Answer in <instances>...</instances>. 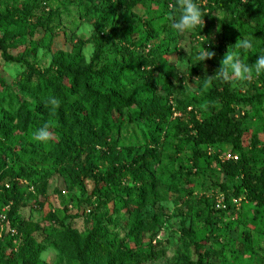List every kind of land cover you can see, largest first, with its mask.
Wrapping results in <instances>:
<instances>
[{
  "label": "trees",
  "instance_id": "16d2710c",
  "mask_svg": "<svg viewBox=\"0 0 264 264\" xmlns=\"http://www.w3.org/2000/svg\"><path fill=\"white\" fill-rule=\"evenodd\" d=\"M6 1L9 0H0V7ZM42 1L45 4L52 0ZM71 1L78 5L85 3L88 14L97 17L94 34L86 42L94 47L89 62L81 52L83 42H76L70 53H54L50 65L43 70L31 65L25 57L9 56L10 44L20 41L29 44L24 48L25 55H35L39 42L55 35L58 26L52 24L53 16L45 18L42 12L38 13L35 4L6 8L0 13V27L3 25L6 34V38H0L2 57L6 62L24 66L27 71L26 78L20 80L27 94L25 102L10 93L0 78V148L18 133L27 147L21 154L42 149L52 162L49 169H53L42 171L17 164L9 148L6 150L11 153L5 157L0 154V215L6 217L5 228L16 233L14 236L9 232L0 233V245L7 241L4 249L7 252L0 250V264H39L46 247L37 241V234L42 240L52 239L65 264H146L162 258L164 250L144 252L141 249L142 231H150V240L157 245L159 239L154 232V222L143 226L139 217L160 183L151 168L161 164L165 146L169 144L172 161L180 156L187 160L185 180L199 177L201 162L206 163L207 168L217 167L221 182L213 187L219 189L225 206L217 210L216 199L203 200V224L208 231L203 240H198L190 230L181 228L179 239L184 257L174 260V264H210L202 252L203 247L210 245V239L216 237L215 230L225 220L226 232L241 242L246 255H253L251 236L237 229L236 214L241 208L251 207L253 221L264 219V73L256 75L252 81L225 82L210 78V88L202 99L169 105L154 85V74L162 75L160 61L173 54L175 47L168 44L151 47L149 40L157 38L153 18L144 20L146 34L137 42L130 41L132 30L126 31L118 20L120 14L132 13L154 0ZM159 3L170 15L171 22L178 17L173 0ZM199 3L204 17L209 13L231 17L239 38L257 36L261 43L255 48V60L258 53H264V0H199ZM203 29L198 39L194 34L189 39L197 45L205 41L202 47L214 53L203 61L210 67L212 76L228 51L227 44L234 45V42L220 40L216 44ZM169 35L179 40L185 37L172 30ZM37 36L41 38L38 42L33 40ZM106 44L110 48L104 51ZM143 79L150 88V97L142 98L134 93L136 81ZM241 85L247 87L242 94L235 90ZM53 99L57 103H52ZM236 108L241 113L238 120ZM250 117V120L261 121L262 137L252 134L251 122L242 126ZM135 123L142 129V144H119L123 125ZM40 124L54 131L58 140L51 145L35 140L33 134ZM210 150L217 152L208 155ZM224 150L237 160H222L227 155H222ZM60 171L68 172L76 182L94 180L93 190L80 214L95 221L86 237L66 226V218L58 220L49 213L47 221H52L59 230L47 235L38 223L25 220L20 214L27 201L45 194L52 173ZM167 179L170 188L176 190L175 175ZM71 187L69 185L68 189ZM234 201H240L238 208ZM110 203L113 205L111 214L100 216L99 211ZM41 205L35 203V206ZM122 211L130 228L129 235L139 242L136 248H127L119 242L117 248L112 249L105 240L100 219L112 222ZM158 217L159 224L162 217Z\"/></svg>",
  "mask_w": 264,
  "mask_h": 264
},
{
  "label": "rangeland",
  "instance_id": "374dc122",
  "mask_svg": "<svg viewBox=\"0 0 264 264\" xmlns=\"http://www.w3.org/2000/svg\"><path fill=\"white\" fill-rule=\"evenodd\" d=\"M159 2L161 0H154L152 3L142 5L132 13L120 14L118 20L124 25L126 31L132 30L130 41L137 42L144 38L146 34L147 28L143 26L144 20L153 18L155 21L153 26L154 30H156L157 38L149 40L151 47L157 48L162 44L175 47L173 54L165 56L160 61L162 75L154 74V85L165 96L169 105L190 101L193 98L202 99L210 88L209 77L211 76V69L203 61L197 64L194 63L197 62L198 55L204 49L201 45L191 42L189 36H185L182 40L173 36L170 37L171 17L166 13L167 11H165L163 4ZM28 4H35L38 8L37 12H42L41 14L45 18L49 15L53 16L52 24L58 26V29L55 31L56 33L54 32L55 35L48 36L39 42L40 47L35 55H25L24 48L29 44L20 41L10 44L8 49L9 56L25 57L31 65L43 70L50 65L54 53H70L73 51V45L76 42H83L85 44L81 48L82 55L87 62L92 59L94 47L86 42L94 34L93 24L97 21V17L88 14V7L85 3L78 5V3L71 0H52L44 4L42 0H9L0 7V13H3L6 8L10 9L15 6L24 8ZM233 24L234 20L231 17L220 13H209L203 18V32L207 36H211L216 44L220 40L234 42V45L227 44L228 52H235L245 62L254 63L255 48L260 45L261 41L255 35H247L245 38L253 40V47L249 50L241 51L236 47L235 43H239L242 38H239L235 33ZM1 37L6 38L3 25L0 27ZM40 39V36L33 38L36 42ZM109 48L110 46L106 44L104 51ZM109 57H111V50ZM104 58L106 59V57ZM256 75L253 72L249 80L252 81ZM26 76L27 71L24 66L6 62L0 51V78L5 82L10 93L18 95L20 102L27 100V94L20 83V80L26 78ZM134 88L136 95L142 98L150 97L151 91L146 80L136 81ZM235 90L242 94L247 90V87L241 85ZM132 111L136 113L135 109ZM236 112V116L239 117L241 114L240 109L236 108ZM236 119L238 120L240 117ZM250 119L251 117L242 126L246 127L251 122L249 125L252 134L262 137L260 132L261 121ZM174 123L173 121L171 125ZM40 126L43 127L45 125L40 124ZM48 131L50 139L44 144L48 143L51 145L55 140H58V137L50 128H48ZM141 134L142 129L136 123L123 125L119 134V144L124 146L142 144ZM161 134H164V132ZM20 136L18 133L14 134L10 141L2 144L3 146L0 148L2 157L13 151V159L17 164L27 167L32 166L42 171L51 170L49 167L51 168L52 162L47 159L45 151L42 149H35L34 152L32 151L28 155L21 154L20 151L27 147ZM162 140L166 145L167 142L164 138ZM169 145L165 146V155L161 159V164L153 165L151 168L155 177L160 179V183L155 195L149 199V205L142 210L139 217L143 226H150L154 222V232H157V238L159 239V245H157L150 240L152 234L150 231H142L141 249L144 252L164 250L165 254L157 261L146 264H174V260L184 257L181 248L182 240L179 239L181 228L190 230L195 238L203 240L204 234L208 231L205 230L203 224L205 218L203 200L205 198L216 199L219 194V189L213 187V184L217 185L221 182L220 173L215 165H210L207 168V164L201 162L199 177L185 180L187 160L185 157L180 156L177 160L172 161L171 153L168 149ZM6 148L11 149V151L8 152ZM213 152L217 151L210 150L208 155L213 154ZM227 153L224 150L222 155ZM100 162L101 160L98 161L99 164ZM170 175H175L174 184L176 185V190L170 188L167 179ZM75 180L68 172H53L47 181L45 194L37 199L27 201L26 206L20 211L21 216L25 220L38 223L48 235L55 232L56 229L59 230V228H55V224L52 221H47V215L51 213L58 220L66 218V226L77 231L82 237H86L95 221L92 217L85 219L80 214L83 208L86 207L85 203L93 190L94 180L82 179L77 182ZM69 185H72L71 189H68ZM36 202H40L42 205L40 207L35 206ZM112 210L113 205L110 203L106 208L101 209L98 214L100 216L105 213L111 214ZM124 215L125 211L117 213L112 222L100 219L103 234L106 236L105 240L111 245L112 249L117 248L119 242H123L127 248H136L139 244L134 237L129 235L130 228ZM158 215L162 217L159 224ZM236 218L238 220L237 229L249 232L254 254L250 256L243 252L241 242L232 236L231 233L226 232L225 224L227 220H225L223 224L218 225L214 232L216 237L210 239V245L203 247L204 256L210 264H264V219L261 222L253 221L251 207L241 208L240 213L236 214ZM35 236H37V241L42 242L46 247L40 256L39 264H65L52 245L51 238L42 240L43 237L41 238L38 234ZM6 243L7 241L1 243V251L5 249ZM4 252L7 251L4 250Z\"/></svg>",
  "mask_w": 264,
  "mask_h": 264
},
{
  "label": "clouds",
  "instance_id": "9594fccd",
  "mask_svg": "<svg viewBox=\"0 0 264 264\" xmlns=\"http://www.w3.org/2000/svg\"><path fill=\"white\" fill-rule=\"evenodd\" d=\"M173 7L178 10V17L173 18L170 28L178 36H192L193 34L198 39L203 27L204 12L201 9L199 0H173ZM199 29V31H197ZM205 41H201L202 43ZM236 47L243 50H249L253 47V40L250 38H242L239 43H235ZM203 48V47H202ZM197 57L198 62L204 61L206 58H211L214 53L203 48ZM193 64V65H194ZM253 72L257 75L264 73V53H258L254 63L245 62L235 52H226L223 59L220 61V67L215 70V74L207 76L229 82L232 78L235 81H247L252 77ZM52 103H57L55 99ZM34 139L40 142H46L50 139V133L47 126L36 129L33 134Z\"/></svg>",
  "mask_w": 264,
  "mask_h": 264
},
{
  "label": "built area",
  "instance_id": "2783aa9c",
  "mask_svg": "<svg viewBox=\"0 0 264 264\" xmlns=\"http://www.w3.org/2000/svg\"><path fill=\"white\" fill-rule=\"evenodd\" d=\"M224 161H236L237 160V157L236 156H232L230 154H227L223 157ZM239 203L240 201H234L233 204L235 205L236 208L239 207ZM216 209L217 210H223L224 209V197L221 195V194H218L216 196ZM7 221H6V217L5 215L1 214L0 215V233H3V232H9L11 236H14L16 233H15V230L13 229H9V228H5V225H7Z\"/></svg>",
  "mask_w": 264,
  "mask_h": 264
}]
</instances>
